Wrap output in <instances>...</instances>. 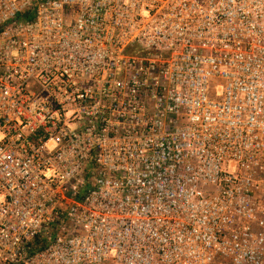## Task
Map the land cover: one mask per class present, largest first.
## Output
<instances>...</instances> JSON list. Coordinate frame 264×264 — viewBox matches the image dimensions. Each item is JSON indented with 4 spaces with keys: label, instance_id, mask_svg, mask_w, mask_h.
I'll return each instance as SVG.
<instances>
[{
    "label": "built area",
    "instance_id": "obj_1",
    "mask_svg": "<svg viewBox=\"0 0 264 264\" xmlns=\"http://www.w3.org/2000/svg\"><path fill=\"white\" fill-rule=\"evenodd\" d=\"M220 260L264 264V0H0V264Z\"/></svg>",
    "mask_w": 264,
    "mask_h": 264
},
{
    "label": "rangeland",
    "instance_id": "obj_2",
    "mask_svg": "<svg viewBox=\"0 0 264 264\" xmlns=\"http://www.w3.org/2000/svg\"><path fill=\"white\" fill-rule=\"evenodd\" d=\"M216 264H231V263L227 260H220Z\"/></svg>",
    "mask_w": 264,
    "mask_h": 264
},
{
    "label": "trees",
    "instance_id": "obj_3",
    "mask_svg": "<svg viewBox=\"0 0 264 264\" xmlns=\"http://www.w3.org/2000/svg\"><path fill=\"white\" fill-rule=\"evenodd\" d=\"M43 244H44V241H43Z\"/></svg>",
    "mask_w": 264,
    "mask_h": 264
}]
</instances>
